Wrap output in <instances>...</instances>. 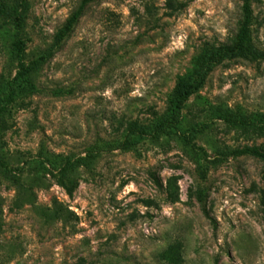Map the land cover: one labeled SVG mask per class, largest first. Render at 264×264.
<instances>
[{
    "label": "rangeland",
    "instance_id": "1",
    "mask_svg": "<svg viewBox=\"0 0 264 264\" xmlns=\"http://www.w3.org/2000/svg\"><path fill=\"white\" fill-rule=\"evenodd\" d=\"M244 2L0 0V264H264V0L239 51Z\"/></svg>",
    "mask_w": 264,
    "mask_h": 264
},
{
    "label": "trees",
    "instance_id": "2",
    "mask_svg": "<svg viewBox=\"0 0 264 264\" xmlns=\"http://www.w3.org/2000/svg\"><path fill=\"white\" fill-rule=\"evenodd\" d=\"M82 9H83V6L71 16L65 28L58 34V39L64 38L65 35H67V33L72 30V28L75 26V24L77 23L78 19L80 18L82 14ZM243 12H244V22L239 30L238 39L236 42V49L239 51H242L246 48V44L248 42L249 35H250V26L252 23V15H253L252 8L250 5V0H245L244 5H243ZM217 57H218V54H215V53H208L205 56L203 62L200 65V71L196 74L193 81L189 83L186 86V88L178 94V97H177L178 112L173 117H171L170 119H168L167 121L159 125L152 132L153 136H156V137L161 136L167 131H169L170 129L175 128L180 123L181 109L183 108L184 104L188 101L190 96H192L197 90H199L202 87L204 83V72L206 71L207 68L210 67V65L214 61H216ZM9 97H10L9 98L10 101H12V93H10ZM225 120L235 126L251 124L248 120L239 117L234 112H228L225 115ZM130 133L131 134H136V133L148 134L149 132L139 127H133L130 129ZM116 149H118L117 145L113 143H105V144H99V145L94 146L92 153L96 154V153H101V152H111V151H115ZM0 165L5 166V167L7 166L6 162L3 160H0ZM70 165L71 164L67 165L64 168V171L69 170Z\"/></svg>",
    "mask_w": 264,
    "mask_h": 264
}]
</instances>
